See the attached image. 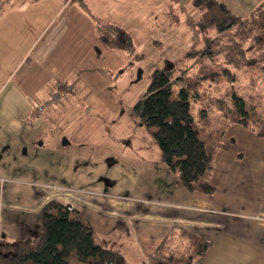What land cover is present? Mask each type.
<instances>
[{"label": "crops", "instance_id": "obj_1", "mask_svg": "<svg viewBox=\"0 0 264 264\" xmlns=\"http://www.w3.org/2000/svg\"><path fill=\"white\" fill-rule=\"evenodd\" d=\"M247 1L259 4L262 0ZM9 2L0 1V253L11 251L10 244L30 238L29 220L37 223L38 218L39 222L40 209L54 199L77 209L91 224L93 235L94 205L104 203L108 209H116L119 234L127 233L130 227L136 234L135 240L130 239L133 244L114 248L107 245L109 239L101 243L94 238L120 250L130 264H170L153 251L176 229L209 242L204 255L193 264H264V138L246 128L229 127L232 135H239V144L235 141L232 147L227 141L228 148L216 153L211 174L214 192L210 195L188 192L155 155L139 167L126 189L121 188L129 195L110 188L94 202L92 196H85L79 203L72 196L63 200L60 193L51 192L63 190L54 186L57 182L73 187L91 183L94 176H86L87 172H92L95 163L102 167L105 162L92 161L98 155L91 149L67 147L68 140L59 142L44 126L55 115L43 108L52 110L67 87L76 88L83 75L91 73L86 66L92 45L87 50L83 43L87 20L86 16L76 17L68 0ZM62 12L65 16L54 23ZM97 39L108 48L99 35ZM72 63L81 66L80 75L70 73ZM62 78L67 79L64 85ZM66 95L60 109L77 100ZM86 104L90 106L89 101ZM36 182L46 184L49 190L35 191L29 185ZM105 182L108 186L110 181ZM141 219L149 220L148 224L139 227ZM106 222L107 216L99 227ZM33 226L36 237L39 225ZM144 247L148 251L143 252Z\"/></svg>", "mask_w": 264, "mask_h": 264}, {"label": "trees", "instance_id": "obj_2", "mask_svg": "<svg viewBox=\"0 0 264 264\" xmlns=\"http://www.w3.org/2000/svg\"><path fill=\"white\" fill-rule=\"evenodd\" d=\"M191 7L198 12L191 25L200 38L187 57L196 59L179 71L154 69L132 111L146 128H155L151 135L161 160L182 186L210 195L214 157L228 148V128L239 125L264 138V0L245 18L218 0H191ZM173 8L170 4L175 17ZM97 30L106 46L134 51L121 27L101 24ZM176 81L181 87L174 92ZM191 102L197 103L195 124ZM208 246L197 235L176 229L153 254L170 264H193ZM9 247L13 253H0V264H130L120 250L95 240L91 224L77 209L54 199L40 209L39 234Z\"/></svg>", "mask_w": 264, "mask_h": 264}, {"label": "rangeland", "instance_id": "obj_3", "mask_svg": "<svg viewBox=\"0 0 264 264\" xmlns=\"http://www.w3.org/2000/svg\"><path fill=\"white\" fill-rule=\"evenodd\" d=\"M16 1L18 0H10L9 4L14 5ZM68 1H72L71 9L75 8L76 17L86 16L84 34L87 37L84 38L83 43L87 50L92 45V52L90 55L87 54L90 56L88 60L90 62L86 66L91 73H85L76 88L70 90L65 86L69 96L77 97L76 101L71 100L64 109H60L67 96L65 92L66 94L59 95V104L53 107V111L48 107L43 108L55 115L51 116L44 126L46 131L57 136L59 142L68 140L67 147L79 151L91 149L94 156L98 155L97 159L93 157L92 161L102 159L106 163L99 167L97 162L95 166L93 165L92 172H87L86 176H94L91 178V183L84 185L82 182L85 180L81 179V185L84 186L73 187L67 186L68 182L66 184L57 182L58 184L54 186L62 187L63 190L51 192L60 193L59 197H63L61 198L63 200L72 196L79 203L85 196H92V202H94L96 196L110 188L118 193L122 192L121 194L126 193L121 188L126 189V185L133 181L139 167L149 162V158L154 155L159 160L160 153L151 135L155 128H146L142 125L133 113L132 106L146 91L150 74L154 69L161 66H173L179 71L190 66L196 59L194 56L187 57V51L192 43L200 38V32L191 25L197 18L198 12L191 7V0ZM233 1L235 0L221 2L239 18L247 17L258 5L250 4L247 0ZM9 4L4 6H10ZM170 4L174 7L175 17L170 11ZM2 15L3 9L0 10V16ZM93 15H97L98 18ZM64 16L65 12H62L54 23L59 22ZM101 24L119 26L126 31L132 39L134 51L129 53L102 45L97 39L99 35L97 29ZM72 28L71 25V31H73ZM199 45L200 42L197 46ZM79 67L81 66L73 63L68 66L70 73L76 75L81 74ZM87 77L90 80H86ZM65 81L67 79H61L63 85ZM180 87L181 84L176 81L173 84L174 92ZM88 101L90 106L86 104ZM190 112L195 124L198 117L196 102L190 103ZM232 133L231 127L226 132L224 141H229L230 145L235 147V141L237 142L240 137ZM105 180L110 181L108 186ZM29 186L35 191L49 190L46 184L37 182ZM109 192L112 191L109 190ZM136 198L140 197L136 196ZM135 202L142 203L137 200ZM83 207L86 208L85 205ZM94 207L96 209L92 212L91 220L97 241L105 243L109 239L110 242L107 245L114 248H119L122 244H133L130 239L135 240L136 234L130 227L127 233L119 234L120 224L116 209H108L104 203ZM106 216V225L100 228ZM148 222L149 220H139V227H144ZM33 224L39 225L38 218L37 223H34V219L28 222L30 237L34 236ZM142 251L148 250L144 247ZM3 253L12 254L13 252Z\"/></svg>", "mask_w": 264, "mask_h": 264}, {"label": "built area", "instance_id": "obj_4", "mask_svg": "<svg viewBox=\"0 0 264 264\" xmlns=\"http://www.w3.org/2000/svg\"><path fill=\"white\" fill-rule=\"evenodd\" d=\"M40 110H41V109H40V108H38V109H37V112H40Z\"/></svg>", "mask_w": 264, "mask_h": 264}]
</instances>
